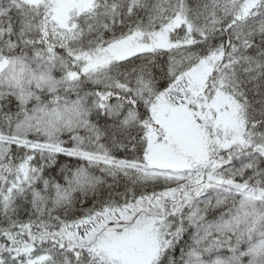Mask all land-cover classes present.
Listing matches in <instances>:
<instances>
[{"label":"snow or ice","instance_id":"1","mask_svg":"<svg viewBox=\"0 0 264 264\" xmlns=\"http://www.w3.org/2000/svg\"><path fill=\"white\" fill-rule=\"evenodd\" d=\"M0 264H264V0H0Z\"/></svg>","mask_w":264,"mask_h":264}]
</instances>
